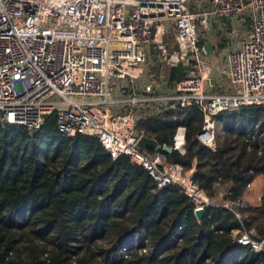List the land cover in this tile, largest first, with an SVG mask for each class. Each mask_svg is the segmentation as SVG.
<instances>
[{
  "label": "built area",
  "instance_id": "2783aa9c",
  "mask_svg": "<svg viewBox=\"0 0 264 264\" xmlns=\"http://www.w3.org/2000/svg\"><path fill=\"white\" fill-rule=\"evenodd\" d=\"M204 1L0 0V125L33 131L55 113L61 134L96 137L113 160L127 155L143 166L158 188L179 184L194 210L216 204L191 169L168 162L160 150L138 147L146 136L138 123L152 114L195 106L203 116L195 137L215 149L217 114L264 105V0ZM211 18L236 21L233 39L250 21L248 34L224 52L218 73L204 48ZM167 27L172 41L164 39ZM152 63L159 65L155 80ZM181 64L188 74L168 85L165 71ZM214 75L222 79L217 86L210 83ZM185 133L178 125L169 145L180 154ZM226 201L222 205L234 211L246 205ZM252 234L233 231L237 243L264 252V235ZM136 249L146 250L133 240L121 253Z\"/></svg>",
  "mask_w": 264,
  "mask_h": 264
},
{
  "label": "trees",
  "instance_id": "16d2710c",
  "mask_svg": "<svg viewBox=\"0 0 264 264\" xmlns=\"http://www.w3.org/2000/svg\"><path fill=\"white\" fill-rule=\"evenodd\" d=\"M187 74L181 64L165 71L166 82L172 86ZM215 118L223 132L215 149L195 137L203 121L195 106L152 114L138 126L171 145L184 125L185 153L162 151L166 160L184 171L193 167L192 179L210 198L224 186V199L236 201L264 176V105ZM234 230L264 235V193L258 206L236 211L208 205L198 221L182 186L158 188L143 166L127 155L113 160L96 137L61 134L55 113L33 131L0 125V264H264V252L237 243ZM133 240L146 250L124 256L122 246ZM22 241L25 257L18 255Z\"/></svg>",
  "mask_w": 264,
  "mask_h": 264
},
{
  "label": "crops",
  "instance_id": "0c3cea01",
  "mask_svg": "<svg viewBox=\"0 0 264 264\" xmlns=\"http://www.w3.org/2000/svg\"><path fill=\"white\" fill-rule=\"evenodd\" d=\"M195 1L199 2L198 4L200 6L203 5L202 4L203 0H195ZM247 23L250 24V21L248 19H246L244 21L243 26L245 24H247ZM210 24H211V31H210L209 35L207 36V39L204 42L205 43L206 42H210L211 43L212 48H211V52L209 54L212 55L211 56V60H213V63L215 65V67H216L214 69L211 68V70L213 71V70L216 69L215 73H218L219 72V68L222 67V65L224 63V56H223L224 52L228 48H231V47L235 46L239 42L240 39L244 38L248 34V32L250 30L249 31H247L245 29L242 30L243 27L239 28L238 31L240 32V34H239L238 38L233 39L232 38V34H231V28H232V26H234V24H236V21H231V20L226 19V18H223V19L211 18ZM151 57H153L152 53H151ZM153 58H152V60H153ZM211 65H212V63H211ZM155 66H156V63L155 64L152 63V65L150 64L149 68L153 69ZM184 66H186V65H183V67ZM222 77H224V74H222ZM212 80H214V81L212 82ZM221 81H222V79H221V77L219 75H216V76L214 75V77L213 76L211 77L210 83L211 84H215V86H217L219 83H221ZM209 89L210 90L215 89L214 85H210ZM193 171H194V168L192 167L191 168V172L193 173ZM250 185H251V183H250ZM250 185H249V187H250ZM248 188H246V190H248ZM246 190L243 192L241 198L246 204H249L248 200H247V198L245 196ZM226 191H227V187L219 186L217 188L216 195L213 198L214 202L216 204H219V205L223 204V203L221 204L220 202H223L225 200L224 199V195L226 194ZM262 195H259V197H258V202L259 203L254 204V205L250 204V205L258 206L260 204V202H261ZM221 196H222V198H221Z\"/></svg>",
  "mask_w": 264,
  "mask_h": 264
},
{
  "label": "rangeland",
  "instance_id": "374dc122",
  "mask_svg": "<svg viewBox=\"0 0 264 264\" xmlns=\"http://www.w3.org/2000/svg\"><path fill=\"white\" fill-rule=\"evenodd\" d=\"M206 1V0H205ZM204 1V2H205ZM247 30L249 31L250 28H249V23L245 24L242 28V30ZM242 32V31H241ZM164 39L165 40H169V41H172L173 40V31L171 29V27H167L166 31H165V35H164ZM153 71V74L155 76L154 80L159 78V65L156 63V66L152 69ZM222 77V76H221ZM224 79V77H222ZM222 128L221 126L217 123L216 124V137L218 139V141L220 142L222 140ZM217 141V143H218ZM238 151L237 149L234 150V153L236 154ZM264 193V176L263 175H257L254 180L251 182V185L250 187L248 188V190H246L245 192V196L248 200V203L249 204H257L259 203L258 202V197L259 195H262ZM222 198V196H221ZM214 201V199H212ZM225 202H227L226 200H224ZM220 202L221 204L222 203H225V202ZM137 241V240H136ZM37 242H40L41 243V246L42 248L44 249H48L49 248V243L43 239H37ZM25 245H26V242L25 241H22V242H19L18 244V248H19V253L18 255L20 257H25L27 251L25 249ZM14 253V251H13ZM42 256L44 257L45 254H42Z\"/></svg>",
  "mask_w": 264,
  "mask_h": 264
},
{
  "label": "water",
  "instance_id": "95a60500",
  "mask_svg": "<svg viewBox=\"0 0 264 264\" xmlns=\"http://www.w3.org/2000/svg\"><path fill=\"white\" fill-rule=\"evenodd\" d=\"M204 48L206 50V52L209 54L211 52V43L210 42H206L204 44ZM162 65L164 66V61H162ZM185 69H187L186 66H184ZM190 69V68H189ZM214 80H212L213 82ZM138 147L141 151H145L146 147H151L153 148L154 150L156 151H164V152H172V148L167 145V144H160L156 139L154 138H150V137H147V136H142L139 141H138ZM203 212H204V209L203 208H198V209H195L194 210V215L196 217V219L198 221L201 220L202 216H203Z\"/></svg>",
  "mask_w": 264,
  "mask_h": 264
}]
</instances>
